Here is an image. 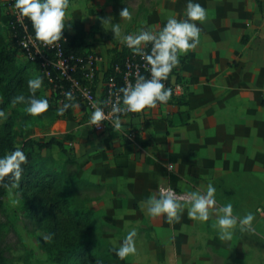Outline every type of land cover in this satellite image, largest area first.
<instances>
[{"label": "crops", "instance_id": "obj_1", "mask_svg": "<svg viewBox=\"0 0 264 264\" xmlns=\"http://www.w3.org/2000/svg\"><path fill=\"white\" fill-rule=\"evenodd\" d=\"M145 2L155 12L151 27H163L172 16L186 18L188 0ZM197 2L207 18L196 21L200 43L180 55V74L188 85L183 103L120 117L121 127L103 134L92 133L91 114L84 111V122L74 126L72 134L75 153L92 183L114 185L129 206L141 207L161 251L177 255L178 264H254L244 256L251 257L257 249L244 241L258 226L255 207H264V0L261 5L257 0ZM71 25L66 21L63 30L78 36ZM109 52L102 47L99 94L112 64V56L110 62L104 59ZM209 183L216 189L213 208L231 203L234 215L253 213L251 229L242 230L238 223L230 239H221L216 220L221 213L211 211L207 221L190 217L191 202L179 201V221L147 212L153 194L168 188L205 193Z\"/></svg>", "mask_w": 264, "mask_h": 264}, {"label": "rangeland", "instance_id": "obj_2", "mask_svg": "<svg viewBox=\"0 0 264 264\" xmlns=\"http://www.w3.org/2000/svg\"><path fill=\"white\" fill-rule=\"evenodd\" d=\"M11 2L16 3V0H0V105L7 104L6 114L14 119L17 144L21 146L27 139L44 141L53 137L66 142L64 151L56 147L40 152V166L56 173L61 179V194L68 195L75 212L92 211L90 226H93V231L82 240L93 239L101 254L109 256L106 258H110V250V264H178L177 255L161 251L152 222L142 216L139 205L129 206L121 190L114 185L92 183L88 173L82 171L83 162L76 156L77 141H74L72 134L74 126L84 122L83 112L86 110L74 98L70 103L72 112L66 114L65 103L55 98V90L44 81L41 70L29 63L23 51L11 47ZM124 6L132 13L131 18L124 20L125 23L117 12L118 8ZM154 13L152 4L145 0H69L66 21L71 22V28L83 43L100 58L103 56L102 47L110 49L108 56H104L110 62L111 50L126 44L123 39L126 34H136L141 29L158 32L162 28L151 27L154 23L149 19ZM113 24L120 25V33L114 34ZM37 76L42 77V85L32 92L28 82ZM21 95L47 98L49 107L38 114L30 113L27 111V99L15 100V97ZM5 122L0 117V130ZM70 142L73 146L69 145ZM255 213L259 217L258 226L244 243L257 249V253L251 257L244 256V259L254 264H264V207H255ZM0 226L4 264H55L52 255L62 247L63 239L54 237L49 224L41 223L30 211L19 187L10 188L4 198V208L0 210ZM133 228L136 229L133 238L136 252L120 258L116 249ZM256 229L262 231V235L254 233ZM69 236H74V233ZM205 244L210 246L209 243ZM193 257L184 256L186 259Z\"/></svg>", "mask_w": 264, "mask_h": 264}, {"label": "clouds", "instance_id": "obj_3", "mask_svg": "<svg viewBox=\"0 0 264 264\" xmlns=\"http://www.w3.org/2000/svg\"><path fill=\"white\" fill-rule=\"evenodd\" d=\"M16 6L22 15L27 16L35 29V35L46 44L58 41L66 26V11L69 0H16ZM119 15L131 18L132 13L128 7L122 8ZM207 18L206 9L197 0H188L186 7V18L177 19L175 16L169 17L165 25L158 31L151 29H141L136 34H126L123 39L127 46L134 53L139 54L148 65H150V78L138 75L135 83H128L120 89L123 94L121 99L124 107L114 105L111 109L113 113L120 112H140L146 107H154L158 102L166 103L172 95V89L165 87V81L169 73L180 64V55L187 53L190 49H195L200 43L201 29L196 21L203 22ZM114 34L120 33V25L113 24ZM151 42V51L146 52L144 45ZM29 89L32 92L42 85V77L37 76L29 80ZM70 97L71 93H67ZM28 101L27 111L38 114L49 107L47 98H37L35 95L15 97L16 101ZM68 105H65L67 108ZM62 111V110H61ZM5 115L0 110V117ZM105 119L104 109L95 107L91 114V122L98 125ZM114 127H121L120 117H114ZM28 161L27 154L22 148H15L10 153L0 156V181L5 177L13 181V186L19 187L24 165ZM216 189L211 183L207 186V191L191 192V207L188 215L207 221L211 211L221 213L217 215V226L221 239H230L232 230L239 225L242 230L251 229L254 214L249 212L243 217L233 214L231 203L213 208L216 204ZM183 207L179 202L174 190H168L165 194L161 192L159 196L153 194L147 199V212L152 216L166 214L169 222L179 221ZM136 229L128 232L123 243L116 249V254L124 258L136 252L134 237Z\"/></svg>", "mask_w": 264, "mask_h": 264}, {"label": "trees", "instance_id": "obj_4", "mask_svg": "<svg viewBox=\"0 0 264 264\" xmlns=\"http://www.w3.org/2000/svg\"><path fill=\"white\" fill-rule=\"evenodd\" d=\"M261 5V0H257ZM14 2H11V5ZM11 47L15 46L23 51L19 45V40L22 35L20 28L14 30L11 25ZM31 31L35 32L34 27L31 24ZM63 33L68 36L69 42L65 44L66 50L78 54L82 57H86L89 53H92L88 45H85L81 37L77 35H71L67 31L63 30ZM131 48L125 44L121 47L117 46L112 51V64L122 62L123 58L130 52ZM9 52V51H7ZM29 61V60H28ZM30 64L37 66L40 69V65L37 63ZM111 69V67H110ZM179 66H176L170 73L168 78L173 76L179 82L187 83L186 79L180 74ZM41 70V69H40ZM107 72V76H108ZM44 81L54 88L55 98L62 99L65 105V113L70 114L72 108L70 106L71 101L74 99L73 95L69 97L67 91L65 94L61 93V89H55V86L51 84L48 79L42 74ZM67 88V86H66ZM186 93L179 98H174L170 101L183 103ZM7 104H1L0 110H3L5 115L1 117L5 119V123L0 130V156L10 153L15 148H22L28 156V161L24 165V173L19 185L20 190L25 195L27 205L30 211L40 220L41 223L49 224L52 229V234L57 239L62 240V247L58 249L56 253L52 255V261L55 264H110L111 252L108 250V255L101 254L100 250L96 246L93 239L86 240L83 237H88L93 231V226H90V220L92 218V211L82 210L79 213L75 212L69 203V198L61 194V179L56 173L46 170L39 163L38 154L43 151L59 148L64 151L66 149V142L63 139L53 137L49 140L39 141L35 139H27L20 146L17 144V136L15 134V122L12 116L6 114ZM112 128L109 127L108 130ZM126 143H130L127 141ZM69 161V160H68ZM13 186V181L7 177L3 181H0V210L4 208V198L10 188ZM1 230V226H0ZM70 233H74V236H69ZM5 255L0 247V264H4Z\"/></svg>", "mask_w": 264, "mask_h": 264}, {"label": "built area", "instance_id": "obj_5", "mask_svg": "<svg viewBox=\"0 0 264 264\" xmlns=\"http://www.w3.org/2000/svg\"><path fill=\"white\" fill-rule=\"evenodd\" d=\"M31 20L21 14L13 3L11 6V25L14 30L21 29L22 35L19 45L32 63L40 65L42 74L48 81L55 86V89H61V93L65 94L69 91L74 98L84 107L86 112L92 114L95 107L100 106L104 109L105 119L98 125L90 122L94 132L103 134L108 131L109 127H114V117H134L152 107H146L140 112H120L113 113L111 111L114 105L124 107L122 102V93L120 89L128 83H135L138 75H144L150 78V65L142 59V57L134 53L132 49L123 58L122 62L115 63L108 70V76L103 77L101 94L98 93L97 81L100 77V69L98 63L101 58L96 53H89L85 58L66 50L65 44L69 42V38L64 33L62 37L52 43L46 44L39 40L35 32L31 31ZM127 46V44H125ZM128 47V46H127ZM146 52L151 51V42L144 45ZM165 87L172 89L171 98L166 103L158 102L154 107L168 104L174 98L182 97L187 90V83L179 82L175 76L167 79ZM67 86V88H66ZM133 137V134L128 136ZM73 146V143H69ZM171 188L162 190L165 194ZM176 196L181 202H191L189 194L177 192Z\"/></svg>", "mask_w": 264, "mask_h": 264}]
</instances>
